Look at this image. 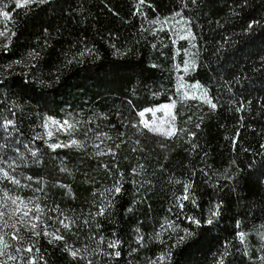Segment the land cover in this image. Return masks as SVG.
Wrapping results in <instances>:
<instances>
[{"label":"trees","instance_id":"1","mask_svg":"<svg viewBox=\"0 0 264 264\" xmlns=\"http://www.w3.org/2000/svg\"><path fill=\"white\" fill-rule=\"evenodd\" d=\"M0 33V264H264V0H0Z\"/></svg>","mask_w":264,"mask_h":264},{"label":"rangeland","instance_id":"2","mask_svg":"<svg viewBox=\"0 0 264 264\" xmlns=\"http://www.w3.org/2000/svg\"><path fill=\"white\" fill-rule=\"evenodd\" d=\"M170 117H171V107L169 106L147 109L143 112V115H140L141 122L146 129L163 136H169L167 133L171 131L170 120H169ZM28 207L33 209L30 205H28ZM13 210H14V214L20 220L23 211H25L26 209L22 208V210L19 213H17L15 206ZM36 216H37V212L35 211V209H33L31 212H29V215L27 217H24V222H26L30 228H32L31 227L32 223H36L37 227L34 229L36 233L42 231L44 234L48 233L49 236L53 237L52 234L55 233L53 230H50L51 226L45 223V221L42 220L41 218L38 221L35 220L34 217ZM162 263L163 261L160 260L157 264H162Z\"/></svg>","mask_w":264,"mask_h":264},{"label":"snow or ice","instance_id":"3","mask_svg":"<svg viewBox=\"0 0 264 264\" xmlns=\"http://www.w3.org/2000/svg\"><path fill=\"white\" fill-rule=\"evenodd\" d=\"M34 2H35V0H17V7H18V8H20V7H26L28 4H30V3H34ZM4 15L7 16V13H5ZM250 27H251V25H250ZM4 35H6V33H0V36H4ZM83 54H84V53H81V55H83ZM186 70H187V67H186ZM204 95L207 96V93L205 92ZM206 103H208L212 109H215V108L217 107V104H216V103H213V102L211 101V99H206ZM141 115H143V113H141ZM8 124H13V122H12V121H8ZM65 125H67V127H69V128L72 127V125H69L67 121H65L64 124L61 125V127L63 128ZM51 134H52L51 132H48V135H49V136H51ZM167 134H168V135H172L173 133H172V131H169ZM72 143H73V144H76L77 142L74 140V141H72ZM50 147H52V148H57V147H61V145H59V144H54V145H50ZM0 174H2L3 177L6 178V179H11V177H9L8 172L5 171L4 169H0ZM12 182H13V183H16V184L19 183V181L14 180V179L12 180ZM187 189H188V186L186 185V186H185V195L183 196V199H184V200L189 199V197H188V195H187ZM115 191L118 193V192L120 191L119 187H117V188L115 189ZM5 196H7V194H5ZM18 202H19V203H18ZM12 203H13L14 205H16V212H17V213H19V212L22 210V208H23V209H26L25 211H23V214H22L21 217H20L21 222H23V221H24V217H27V216L29 215V212H31V211L33 210V209L29 208V207H28V204L25 203L20 197L12 198ZM218 207H219V206H217V208H218ZM35 211H37V212L40 211L38 205L36 206ZM4 214H5V213H4L2 210H0V217H3ZM98 214H99V215H103V214H104V209H103V208H100ZM218 214H219L218 211L213 212V215H214V216H215V215H218ZM34 219L38 221V220L40 219V217L37 215L36 217H34ZM189 219L191 220L192 223L199 224V221L195 220V218L189 217ZM208 223H212V220L209 219V220H208ZM61 224H62L65 228L68 227V225L65 224L64 221H61ZM13 227H14V225H13ZM31 227H32V229L34 230V229L37 227L36 223H32V224H31ZM36 234L39 235V233H36ZM45 235H49V234H48V233H45ZM52 235H53V239H57V240H58V239H63V237H61V236H57V235H55V234H52ZM243 236H244V233H240V238H241V240H243ZM182 239H183V237H181V240H182ZM0 241H2V238H0ZM110 246L114 247L115 245H110ZM5 247H7V245H5ZM29 251H31V249H29ZM0 254H3V253L0 252ZM119 254H120L119 252L116 253L117 256H119ZM71 255H72L73 257H75V256L77 255V252H76V251H72V252H71ZM10 258H11V257H10ZM13 259H14V258H13ZM160 259L163 260L164 257L162 256V257H160ZM221 264H222V262H221Z\"/></svg>","mask_w":264,"mask_h":264}]
</instances>
